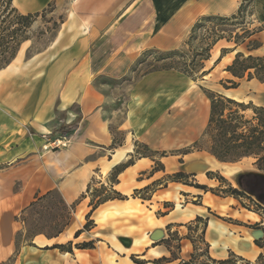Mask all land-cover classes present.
Returning a JSON list of instances; mask_svg holds the SVG:
<instances>
[{
    "label": "crops",
    "instance_id": "1",
    "mask_svg": "<svg viewBox=\"0 0 264 264\" xmlns=\"http://www.w3.org/2000/svg\"><path fill=\"white\" fill-rule=\"evenodd\" d=\"M26 1L27 6L37 11L46 2H50ZM189 1L191 0H73L52 44L43 52L28 58L20 76L0 79V98L4 97L7 106L5 119L9 121L5 134L10 136L6 143H3L0 137V149L8 144L14 147L0 156V262L6 260L16 248L15 238L13 244L8 226L12 221H17L16 215L29 205L36 195L53 189L60 191L68 205L76 202L78 204L70 223L60 235L47 238L40 234L34 238L35 245L39 247L22 246V260L26 263L34 254L43 252L48 256L41 264H70L71 260L80 264H98V261L108 259V250H111L118 256L123 255L122 259L126 260L124 263L127 264L128 255L134 254V257L139 259L144 258L146 254L153 255L150 251L156 255L158 251L161 256L168 250L164 244H144L142 238L132 239L130 247L120 241V235L129 236L120 234L122 223H117L116 216L121 210L138 208L135 198L109 200L92 213L91 218L95 223L110 224L113 229L104 234L105 240H99L100 245L95 248L73 247V252H61L57 248L44 250L43 247L51 246L47 245L51 243L64 244L79 238H75V232L84 226L86 215L91 209L90 197H83L90 182L99 175L102 176L103 183L108 184L113 167L131 157L136 141L153 150L169 151L188 147L202 136L210 116V100L201 85H197L194 80L177 70L152 71L134 82L125 103V111L122 112L123 117L116 127L123 139L115 147H112V144L116 132H112L111 128L115 115L105 116L108 96L95 85L98 77L118 78L127 74L134 61L144 51L154 47L165 48L166 41H163V37L167 32L171 34L173 31L174 19L179 16L181 22L185 19L187 23V20L192 18L183 13L184 5ZM212 1L217 4L210 9L201 5L199 11L204 14L228 16L235 13L239 7L237 0ZM254 14L263 25L264 0H254ZM229 42L231 41L226 40L227 46L224 48L231 50L216 61L214 67L227 57L230 59V65L237 52L250 53L248 48L244 49L243 44L234 43V47H231ZM19 53L17 59L21 54ZM42 54L44 55L39 57ZM211 59L210 56L206 61ZM12 65L9 67L11 73L8 74L18 69L11 68ZM214 67L203 78H206ZM6 68L1 71L9 69ZM252 81H255L256 89L264 90V82L257 79ZM236 90L225 89L223 94L228 96L229 92L234 94ZM241 99L240 101H243V98ZM58 112L63 114L62 119L58 120ZM116 112L118 111H113V114ZM73 123H76L74 133L64 145L46 150L41 148L44 140L39 137L40 132L54 125L59 129L63 124ZM29 129L35 130L38 135L29 138L26 133ZM120 139L117 138V141ZM178 158L179 155L162 157L166 171H158L151 177L144 176L143 173L152 169L154 161L149 157L136 158L132 165L119 174V182L114 188L130 196L135 189H141L169 172L165 160L167 164L173 165ZM218 166V161L210 164V168L219 169ZM201 179L206 184L213 180L204 174ZM169 185H172L169 191L163 192L160 189L155 192H163L165 197L157 202L161 208L164 202L175 203L181 192L193 199L194 194L203 196L202 204L188 201L184 209L180 210L175 204L173 209L161 216L153 212L148 220L150 222V219H153V222H150L152 230L164 226L166 232V226L173 227L174 224L176 227L178 223H190L198 215H208V210H217L226 215L232 209L230 205L236 201L233 197H218L210 191L201 192L194 186L180 182L172 181ZM251 212L257 217H250L248 214ZM229 216L250 223L260 220L258 213L246 209L234 210ZM146 220L147 218L140 220L139 226L148 223ZM236 228L245 229L239 224L209 218L206 236L209 235L212 239L211 256L225 257L228 249H238L237 251L247 259L256 258L258 249L254 247L255 243L246 240L250 244L246 247V243L242 244L243 239L236 241ZM38 241H45V244L41 245ZM185 246H189L186 254L183 253ZM144 251V255H138ZM191 251L192 244L187 240L182 245L181 256L187 257Z\"/></svg>",
    "mask_w": 264,
    "mask_h": 264
},
{
    "label": "rangeland",
    "instance_id": "2",
    "mask_svg": "<svg viewBox=\"0 0 264 264\" xmlns=\"http://www.w3.org/2000/svg\"><path fill=\"white\" fill-rule=\"evenodd\" d=\"M73 0H54V8L52 12H46L44 17H39L34 25L33 28V33L32 36L33 38L29 41H26L22 44L21 46V51L19 58L14 62L11 68L17 67L18 69L16 72H10V68L2 73H0V79L3 78V80L10 79V78H17L22 74L23 67L27 65L28 62V53H38V52H43L46 48H48L54 38L56 37L58 30L61 26V21H64L69 13V10L71 8V3ZM238 6L241 3V0H237ZM48 2L44 4L43 7L38 9L41 11L44 8L48 7ZM217 2H213L212 0H191L189 1L186 5H184L183 13H187L189 15V18L187 20V23H185V19H183V22H181V19H174L173 22V31L171 34L167 32V37L164 35L163 41H166V47L165 48H157L154 47L152 49H156L159 52H168L172 50H181L185 51L188 49L187 44L185 43L190 36L191 33V28L195 24L197 20H199L201 17L205 15H212L210 13H203L200 10L201 5H204V8H212ZM15 5L19 7L22 11H37V10H32V7L27 6V1L26 0H16ZM184 15V14H183ZM229 16V15H228ZM234 22H242L239 25L233 26V25H226L223 26L222 29L224 31L222 32L223 35L229 36L232 31L234 32L231 34L232 36L235 35V33H240L241 35L244 34V29H249V30H258L260 27H264V24L262 25L260 21L256 18L254 14V1L253 0H248V6L247 9L244 13V18H239L238 21ZM54 23L56 24L57 28L55 30H48V28H52L54 26ZM213 28V24L207 22L206 25L199 30L198 34L196 37L193 39V44L196 45V43H201L204 37L209 35L210 30ZM166 37V38H165ZM171 37V39H170ZM167 39V40H166ZM252 40H258L261 42V46L257 49H254L252 51H249V54H253L255 56H264V29L261 31H256V33L250 38ZM250 39H247L245 43H243V47L246 50L247 49V43L250 41ZM229 45L231 47H234V42L231 41L229 42ZM227 46L226 39L222 40L221 42L217 43L215 47L213 46V51L211 50V60L205 61V70L211 69L214 67L216 64V61L221 55L222 49ZM231 49L229 48L227 52H229ZM44 54L40 55L39 57H42ZM142 55V54H141ZM140 55V56H141ZM248 55V54H246ZM139 56V57H140ZM213 56V57H212ZM230 56V55H229ZM235 56V55H234ZM139 57L134 61L130 71L125 74L124 76H120L118 78L115 77H98L95 81V85L102 90L107 96H108V103L106 104V109H105V116L106 117H112L114 116V122L111 126L112 130L116 132V137L119 139L122 136L116 131V127L118 123L121 121L123 117V113L125 111V103L128 100L130 89L134 82L138 80L142 75L149 73L151 70L154 69L155 66H162V62H156V55H148L143 58V61L140 63H137L135 66L136 61L139 59ZM230 59L227 57L224 59L223 62L217 64L214 69L211 71V73L206 77V78H199L198 80H194L197 85H201L207 89L216 91L218 93L223 94L224 86L221 84V81H226L227 79L232 78L231 74L229 72H226V67L228 64V61ZM22 69V70H21ZM25 73L27 70H24ZM7 73V74H6ZM254 80V79H252ZM252 80H247V75L244 77V79L241 80L240 85L236 91L232 93H228L227 95L232 97V96H238L239 98H243V101H236L238 102H243L244 104H248L252 102L256 106H264V90H258L254 86V82ZM227 85H230L229 82L226 81ZM231 89V88H230ZM237 93V94H236ZM1 96V94H0ZM226 96V95H225ZM227 96V97H228ZM234 98V97H233ZM236 99V98H234ZM242 100V99H240ZM233 107L236 109L237 107L235 106H229ZM7 106L5 105L4 97L0 98V113L2 116H0V137L3 139V143H6V141L10 138L9 135L6 136L5 131L7 129V125L9 121H6L5 115L7 114L6 111ZM113 111H118L116 114H113ZM228 111V110H227ZM226 111V112H227ZM241 113L245 115L247 119H251L253 116V111L251 108H248L246 110H241ZM63 114L61 112H58L57 118L62 119ZM57 125L51 126L48 129L43 130V132L39 133V137L44 140L43 145L41 146L42 149H53V147H57L56 141L58 139L62 140V136L60 135ZM27 136L29 138H33L32 135H38V132L35 130H26ZM39 140V139H38ZM65 141V140H64ZM209 138H205L200 146L206 147L208 145ZM67 140L65 141V143ZM10 143V142H9ZM63 144H60L58 146H62ZM1 147V146H0ZM203 147V148H204ZM11 148H14L8 145H4L0 149V156L6 154ZM182 153L175 154L179 155L178 161L176 160L173 165L167 164V160H165V163L167 166H169L168 171L165 174H163L161 177L157 179H163L164 180L159 184L155 186L156 191L157 190H163V192L169 191L172 189V185H169L170 182H172L170 179H168V175L173 176L176 172L182 170V167L186 164H188L191 161L195 160H203L207 162L208 164H213L216 161L224 164H219V169L217 168H210L205 173H197L195 175H190L186 180L192 184H201V185H207L208 187L213 189L212 194L218 196V197H233L231 195H226L228 190L230 188L233 189H239L240 186L237 184L235 180V175L239 172L242 171H247V170H260L259 168L261 165L258 163L257 158L255 157H245L240 159L239 161L235 162H223L218 160L215 156H213L211 153H209L205 149H198L197 147H185L181 149ZM172 150H169L170 152ZM167 156L171 157L174 155L168 154ZM172 159V158H171ZM177 159V158H176ZM170 161V160H169ZM173 163V162H172ZM164 164V163H163ZM224 165L226 166H239V169L235 171L232 175L230 176H225L221 170H224L225 168L228 167H223ZM154 166V165H153ZM165 166V165H164ZM221 166V167H220ZM166 167V166H165ZM166 171V168L165 170ZM264 171V170H262ZM204 174V176L213 179L209 182V184H206L202 181L201 175ZM145 176V175H144ZM216 176H223L225 178V182H221L219 179L216 178ZM166 181V182H165ZM103 183L102 181V176L100 177L99 175L95 176L93 187H99ZM16 189L18 188V184L15 187ZM201 192H205L204 190L198 189ZM155 191V192H156ZM152 193V198L151 202H145L143 201L141 196H148L150 195V192H142V193H137L135 195L134 191L128 196V198H135L137 199L135 201V204L138 205L136 209L131 210V209H124L119 211V215L116 216L117 223H122V227L120 228V234H125L128 235L131 239L135 238H142V243L146 244L147 242L150 243L151 246H154V244H164L167 247V251H165V254L160 255L158 251V255H156L155 252L150 251L155 256L159 257H154L153 255L146 254L144 258H135L134 254L128 255L127 256V264H149L153 263V260L160 259V264H183V261L191 262L193 261L195 264L201 263H208V259L204 256V250L206 248V245L204 241H202L201 236L203 233V228H204V223H193L192 225H188V222L186 223H178L175 225L173 224L172 226H166V232H165V239L158 241V242H153L150 239V232L153 230L151 229L150 222H153V219H150V222L148 221L153 212L157 216H161L164 213L169 212L171 209L175 207V204L177 205V209H184V206L186 205V202H192L195 204H202V197L199 194H194L192 197H195V199L191 197H186V193L181 192V195H178V199L173 202H169L168 205H165L166 202L163 204V208L161 206L157 205V202H160V199H164V195L162 194L163 192H158ZM235 198V203L231 206V210L228 214L222 215L220 214L219 211L217 210H208V215L205 217L211 218H218L230 223L234 224H239L245 227L244 228H236L235 230V239L236 241H242L243 242L248 240L251 241L252 243H255V248L258 249V254L254 260H249L243 255H241L237 250H230L228 249V253L225 257H214L216 259H226L230 257L231 253H235L236 255L242 257L245 260L235 258V263L236 264H264V235L258 239L255 240V238L250 234V231L252 229H257L260 228L264 230V205H261L258 203L257 200L250 198L248 195H238V197H233ZM152 205V206H151ZM251 210L260 215V220L257 221L256 223L252 222H244L241 220H238L231 215V213L234 210ZM136 210V211H135ZM18 214V213H17ZM139 216L138 218L135 217ZM81 217V216H80ZM146 224H142V226H139V221H143L146 219ZM92 219V218H91ZM93 220V219H92ZM94 221V220H93ZM98 221H102L98 219ZM87 222V219H86ZM85 222V223H86ZM85 225V224H84ZM97 226V227H95ZM183 226V227H182ZM208 226V223H207ZM207 226L205 227V240L206 242L209 243V253L211 254L212 251V245H211V237L209 235L206 236V230ZM110 224L107 225H99L97 223H94L90 226L89 230H83V234L79 236L77 240H72L73 241V247H76V244L83 243V242H89L93 241L94 242V248L100 243H98L99 240H105V235L107 231H110L113 229L110 228ZM164 227V226H163ZM162 227V228H163ZM22 228V223L20 221H12L11 224L8 226V229L11 232L12 235V243L14 244V238L17 233ZM80 229H83L80 228ZM164 229V228H163ZM91 231V232H90ZM121 236V235H120ZM189 240L192 244V251L191 253L187 256H181V249L182 245L186 243V241ZM193 241V242H192ZM256 241H259L258 244H256ZM148 243V244H149ZM195 246H194V244ZM55 243L47 244V245H53ZM105 245V244H104ZM26 245H23V247ZM20 249L19 254L16 256L15 262L13 264H41L43 260L47 258V254H44L43 252L39 254H34L31 256V260L29 262H25L22 260V248ZM35 247H39L36 246ZM221 249V248H220ZM45 250V249H44ZM14 251L6 258L7 261L9 257H11L14 254ZM214 251V250H213ZM129 253V252H128ZM146 251L143 253H139V256L144 255ZM195 253V257L191 258V254ZM123 255H116L113 251L108 250V259L107 260H101L98 261V264H125L124 259H122ZM163 257H166L167 259H164ZM74 258V257H73ZM138 261H145V263H141ZM249 261V263H247ZM1 263V262H0ZM70 264H80V262L76 260H71ZM156 264V263H153Z\"/></svg>",
    "mask_w": 264,
    "mask_h": 264
},
{
    "label": "trees",
    "instance_id": "3",
    "mask_svg": "<svg viewBox=\"0 0 264 264\" xmlns=\"http://www.w3.org/2000/svg\"><path fill=\"white\" fill-rule=\"evenodd\" d=\"M247 6L248 0H242L237 11L229 16L205 15L201 17L191 28L189 39L185 42L188 46L186 52L181 50L159 52L156 49H148L142 53L136 61L135 66L137 63L142 62L144 57L156 55V62L164 63L162 66H155L150 72L174 69L190 77L192 80L203 78L210 72V69L205 70V61L210 58L211 50L219 40L226 39L227 41H233L236 45H240L245 43L247 39H250L256 31H261L263 29L262 27L258 28V30L244 29L243 35L235 33V35L232 36L231 34L234 33L233 31L229 36L223 35V26H236L242 23L234 21H238L239 18L242 17L244 18ZM53 8L54 0H50L48 7L41 11L22 12L15 6L14 0H0V71L14 61L22 44L33 38V28L37 19L39 17H44L48 11L52 12ZM62 22L63 21H61V23ZM207 22L213 24V28L210 30L209 35L204 37L201 43H196V45H194L193 39ZM56 28L57 26L54 23V26L48 28V30H55ZM261 45L260 41L250 39L247 43V48L251 51L259 48ZM227 51L228 48H223L217 61H219ZM34 54L35 53H28L27 57L30 58ZM226 71L232 76V78L226 80L230 85H227L226 81H221V84L226 89L238 88L241 80L244 79L246 75L247 80L257 79L264 82V56H255L253 54L246 55L243 52H237L233 62L226 67ZM201 88L211 103L210 116L202 136L195 141L191 147L205 149L223 162H235L245 157H255L261 165L259 169L264 170V106H256L252 102L244 104L243 102H238L240 100L236 101L234 98L227 97L203 86H201ZM230 105L237 108L234 109L233 107H229ZM248 108H251L253 111L251 119H247L245 115L241 113V110H246ZM75 128L76 123L63 124L58 131L62 137L69 139L73 135ZM112 132L114 131L112 130ZM205 138H209L207 142L208 145L206 147L200 146ZM122 139L121 137V139L117 141L115 137L112 147H115L116 144H120ZM181 151V149L172 150L170 152L153 150L141 142L136 141L134 153L130 154L131 157L127 161L121 162L113 167L108 177V184L101 183L99 187H93L95 178L90 182L87 193L84 194L83 197H90L89 206L91 209L86 215L87 222L83 226V229H79L75 232V238L79 237L83 230H89L90 226L94 223L91 219V215L101 204L114 199H128V196L116 190L114 185L119 182V174L128 166L132 165L136 158L149 157L154 161L152 169L149 172L143 173L151 177L154 173L165 170V166L161 161L162 157L168 154H179L182 153ZM190 175L195 174L180 170L173 176L168 175L167 178L174 182L194 186L205 192H213V189L207 185L188 182L186 178ZM216 178L221 182H225L223 176H216ZM163 180L164 178L156 179L141 189H135L134 193L137 195V193L150 192L148 196H141L144 200H150L152 198V193L156 191L155 186L159 185ZM248 182L256 183L257 187L264 188V179L260 177L249 176ZM257 187H254L253 191H249V189L230 188L226 195H231L233 197H238V195L241 194L248 195L250 198L257 200L261 205H264V199L259 197L262 191ZM77 204L76 202L72 205H68L58 189L36 195L34 200L16 215V220L22 223V228L17 231L15 235L16 248L14 254L9 257L7 261H3L0 264H13L23 245L36 246L34 238L37 235L42 234L47 238L60 235L70 223ZM168 204L169 202L165 203V205ZM201 222L204 223L201 239L206 245L203 254L208 259V263L200 262L199 264H236L235 258L245 260L235 253H231L230 257L226 259H216L212 257L209 253V243L205 240V227L207 226L208 218L198 215L194 220L188 223V225L190 226L193 223L199 224ZM258 242L259 241H256V244H258ZM54 248L59 249L61 252H73V241L70 240L64 244L56 243L51 246L43 247V249ZM76 248H94V242L79 243L76 244ZM194 257L195 253H192L191 258ZM163 258L167 259L166 257ZM138 262L145 263V261ZM152 262L160 264V259L153 260ZM247 263H249V261H247ZM183 264L195 263L193 261L190 263L183 261Z\"/></svg>",
    "mask_w": 264,
    "mask_h": 264
},
{
    "label": "water",
    "instance_id": "4",
    "mask_svg": "<svg viewBox=\"0 0 264 264\" xmlns=\"http://www.w3.org/2000/svg\"><path fill=\"white\" fill-rule=\"evenodd\" d=\"M182 170L187 173H191V174L205 173L208 170H210V164H208L207 162L203 160H195V161H191L188 164L184 165L182 167ZM243 176H256V177H260L264 179V171L247 170V171H242V172L237 173L235 175V180L239 186L242 184L241 178ZM250 233L255 238V240H258L264 235V230L260 228L252 229ZM164 238H165V231L163 228H156L150 233V239L153 242L161 241ZM119 239L126 247H130L132 244V239L130 237L120 236ZM243 243H246V247L250 246L249 242L244 241Z\"/></svg>",
    "mask_w": 264,
    "mask_h": 264
},
{
    "label": "bare ground",
    "instance_id": "5",
    "mask_svg": "<svg viewBox=\"0 0 264 264\" xmlns=\"http://www.w3.org/2000/svg\"><path fill=\"white\" fill-rule=\"evenodd\" d=\"M21 51V50H20ZM12 65V64H11ZM10 65V66H11ZM10 66H8V68L10 67ZM8 68H6V69H8ZM5 71V70H4ZM3 71H0V73H2ZM232 97H234V98H236V99H238V100H240L241 98H239L238 96H232ZM219 164H220V162H219ZM226 165H224L223 167H225ZM221 167V166H220ZM226 167H228V168H225V170L224 171H222V172H224V174L226 175V176H230V175H232L235 171H237L238 169H239V166H226ZM210 205V204H209ZM250 217H253L252 215H255L256 217H257V215L256 214H254L253 212H251L250 214H248ZM99 217V216H98ZM248 218V217H247ZM250 219V218H249ZM101 220V219H100ZM39 242V244H41V245H43V244H45V241H38ZM61 242V241H60ZM189 251V246H185L184 248H183V253L184 254H186L187 252ZM78 252V251H77ZM149 264H153V263H149Z\"/></svg>",
    "mask_w": 264,
    "mask_h": 264
},
{
    "label": "flooded vegetation",
    "instance_id": "6",
    "mask_svg": "<svg viewBox=\"0 0 264 264\" xmlns=\"http://www.w3.org/2000/svg\"><path fill=\"white\" fill-rule=\"evenodd\" d=\"M248 178H249V176H243L242 178H241V181H242V184L240 185V188L241 189H249V191H253V189H254V187H257V184L255 183H249L248 182ZM238 180H239V178H238ZM247 186H249V187H247ZM258 189H260V191H262L261 193H260V198L261 199H264V188H261V187H257Z\"/></svg>",
    "mask_w": 264,
    "mask_h": 264
},
{
    "label": "built area",
    "instance_id": "7",
    "mask_svg": "<svg viewBox=\"0 0 264 264\" xmlns=\"http://www.w3.org/2000/svg\"><path fill=\"white\" fill-rule=\"evenodd\" d=\"M64 140L66 141L67 139L64 138V137H62V140L58 139L55 144H57V146L60 145V144H63L64 145L65 144V141Z\"/></svg>",
    "mask_w": 264,
    "mask_h": 264
}]
</instances>
